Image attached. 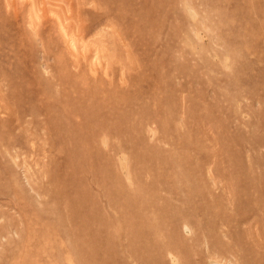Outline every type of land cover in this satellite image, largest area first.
I'll use <instances>...</instances> for the list:
<instances>
[{
  "label": "rangeland",
  "instance_id": "rangeland-1",
  "mask_svg": "<svg viewBox=\"0 0 264 264\" xmlns=\"http://www.w3.org/2000/svg\"><path fill=\"white\" fill-rule=\"evenodd\" d=\"M264 264V0H0V264Z\"/></svg>",
  "mask_w": 264,
  "mask_h": 264
},
{
  "label": "bare ground",
  "instance_id": "bare-ground-1",
  "mask_svg": "<svg viewBox=\"0 0 264 264\" xmlns=\"http://www.w3.org/2000/svg\"><path fill=\"white\" fill-rule=\"evenodd\" d=\"M212 264V263H211ZM216 264V263H215Z\"/></svg>",
  "mask_w": 264,
  "mask_h": 264
}]
</instances>
